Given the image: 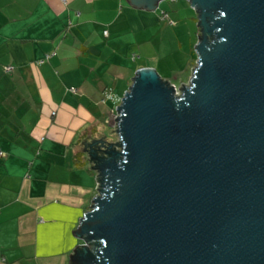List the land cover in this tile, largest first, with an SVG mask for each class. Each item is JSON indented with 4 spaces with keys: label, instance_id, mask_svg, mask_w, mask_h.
Instances as JSON below:
<instances>
[{
    "label": "water",
    "instance_id": "water-1",
    "mask_svg": "<svg viewBox=\"0 0 264 264\" xmlns=\"http://www.w3.org/2000/svg\"><path fill=\"white\" fill-rule=\"evenodd\" d=\"M187 1L189 85L139 67L116 140L86 143L98 186L73 264H264V0Z\"/></svg>",
    "mask_w": 264,
    "mask_h": 264
},
{
    "label": "crops",
    "instance_id": "crops-1",
    "mask_svg": "<svg viewBox=\"0 0 264 264\" xmlns=\"http://www.w3.org/2000/svg\"><path fill=\"white\" fill-rule=\"evenodd\" d=\"M160 2L0 0V264H73L74 230L98 185L86 143L107 141L117 103L104 92L122 96L139 67H154L155 38L179 51L181 24L178 68L190 77L195 10L187 24L189 5Z\"/></svg>",
    "mask_w": 264,
    "mask_h": 264
},
{
    "label": "rangeland",
    "instance_id": "rangeland-1",
    "mask_svg": "<svg viewBox=\"0 0 264 264\" xmlns=\"http://www.w3.org/2000/svg\"><path fill=\"white\" fill-rule=\"evenodd\" d=\"M160 3H161V6H163V5L166 7L168 6V8L170 7L169 5L172 3L175 6H183V4L189 5L186 0H161ZM187 7L188 8H185L183 10V14H184L183 16H185L184 21L187 22V24H188V23H191V19L189 17L194 13V9L190 5ZM180 30H182L183 34H182V36L179 37V39H181V44H182L181 48H179V51L173 50L176 48V43H175L174 38L170 37L171 40L168 44H166L164 41V43H162L164 46L161 44V39L159 41V44H160V46H159L157 38H155V48H156L155 51H157L155 53L159 55L158 58L160 59V62L163 61V59H166L168 62L174 63V65H173L174 67L173 66L167 67V65L165 63H163L166 65V67L164 68L163 64L160 65V62L157 61V58H155V56H156L155 53L153 54L152 59H150L148 61L150 64H152L154 66V68L157 70V72L161 76H163L164 78H167L168 80H170L171 82H173L175 84L177 93L181 92V90H182L181 86H183V84H184V83H180L181 78H184L186 80L189 79V76L186 73L187 69H184L182 67V69L180 70V68H178L179 65H183V63H184V62H182V57L185 54H187V53H185V50H186L187 41L189 39L188 35L185 33L186 30H185V26H183V24H181ZM165 38L169 40L167 33L164 32V39ZM175 39L177 41L176 37H175ZM187 55H185L186 60H187ZM177 56H178V59L176 61L174 59V57H177ZM178 62H179V64H178ZM194 65H195V63H194ZM194 65H193V67H194ZM189 83H190L189 81L185 82L186 85H189ZM112 121H111V123L113 126L108 124V123H107L108 125H106V124L103 125L104 126L103 131L106 133L105 136L107 138V141H115L116 140V136L113 133V127H115V123H113Z\"/></svg>",
    "mask_w": 264,
    "mask_h": 264
},
{
    "label": "built area",
    "instance_id": "built-area-1",
    "mask_svg": "<svg viewBox=\"0 0 264 264\" xmlns=\"http://www.w3.org/2000/svg\"><path fill=\"white\" fill-rule=\"evenodd\" d=\"M165 16H166V14H165ZM104 32H106V30H104ZM104 93H105V96H108V97H112V96H113V98H114L115 101L117 102V103L115 104L114 109H112V113H111L112 120H113L114 123H115V117L117 116L116 106H117V104L120 102V100H121V96L113 95V94H111L109 91H105ZM54 113H55V111H52V114H54ZM96 176H97V172H96ZM97 186H98V185H97ZM96 193H97V192H96ZM87 244L89 245V243H87Z\"/></svg>",
    "mask_w": 264,
    "mask_h": 264
},
{
    "label": "trees",
    "instance_id": "trees-1",
    "mask_svg": "<svg viewBox=\"0 0 264 264\" xmlns=\"http://www.w3.org/2000/svg\"><path fill=\"white\" fill-rule=\"evenodd\" d=\"M89 251V250H88ZM90 253H92L93 255H95L93 252H91V251H89ZM74 254H75V252H74Z\"/></svg>",
    "mask_w": 264,
    "mask_h": 264
}]
</instances>
